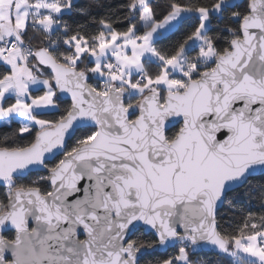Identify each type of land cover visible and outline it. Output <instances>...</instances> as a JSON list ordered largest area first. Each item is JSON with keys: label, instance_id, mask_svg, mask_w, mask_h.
Listing matches in <instances>:
<instances>
[{"label": "snow or ice", "instance_id": "6c2138e0", "mask_svg": "<svg viewBox=\"0 0 264 264\" xmlns=\"http://www.w3.org/2000/svg\"><path fill=\"white\" fill-rule=\"evenodd\" d=\"M160 249L264 264V0H0V264Z\"/></svg>", "mask_w": 264, "mask_h": 264}, {"label": "trees", "instance_id": "16d2710c", "mask_svg": "<svg viewBox=\"0 0 264 264\" xmlns=\"http://www.w3.org/2000/svg\"><path fill=\"white\" fill-rule=\"evenodd\" d=\"M87 2H88V0H80L81 4H86ZM121 2H122V0H112L113 6H115ZM78 22L83 23V20L78 19ZM170 39H176V37L173 36ZM238 207H239V205H237L236 209L230 208L228 203L226 202L224 204V206L222 207V209L219 211V218L222 220V222L224 220H228L230 218L231 219H239ZM253 210L254 211L256 210L255 206L253 207ZM146 238H151V237H146ZM171 252H172V250L168 251L165 254H152V255L145 256L143 258L142 264H146L147 261H155L156 259H159V258H166V256L168 254H170ZM191 258L194 261L205 260L207 262V264H217V257L213 256V255L192 256Z\"/></svg>", "mask_w": 264, "mask_h": 264}, {"label": "water", "instance_id": "95a60500", "mask_svg": "<svg viewBox=\"0 0 264 264\" xmlns=\"http://www.w3.org/2000/svg\"><path fill=\"white\" fill-rule=\"evenodd\" d=\"M222 208H220V210H221ZM219 210V211H220ZM170 250H172V249H169L168 251H170ZM165 253H167V252H164V250H162V249H160V250H157V252H155V253H153V254H165ZM152 255V254H151ZM200 255H213V256H216L215 255V253H213V252H209V251H201V252H198V253H196V254H194L193 256H200ZM8 258L10 259L11 257H10V254H8Z\"/></svg>", "mask_w": 264, "mask_h": 264}]
</instances>
